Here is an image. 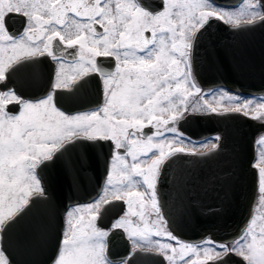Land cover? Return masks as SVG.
Here are the masks:
<instances>
[{"label":"snow or ice","instance_id":"obj_1","mask_svg":"<svg viewBox=\"0 0 264 264\" xmlns=\"http://www.w3.org/2000/svg\"><path fill=\"white\" fill-rule=\"evenodd\" d=\"M241 7L252 11L234 17L217 11L208 0H164L163 10L155 13L146 10L139 0H0V42L6 46L4 51L12 53L7 57L9 62L19 56L45 54L58 59L55 41L67 49L78 47V53H62L59 58L61 79L55 89L67 87L68 81L76 77L98 72L103 77L106 97L102 108L70 116L57 108L51 95L33 103L14 90L0 91V223L12 219L20 207L28 204V197L44 195L35 169L40 162L50 160L64 143L81 134L87 140L113 141L114 172L110 171L107 178L113 199L101 196L89 204L87 219L77 215L80 209L69 211L54 264H112L105 255V238L110 232L98 228L97 223L107 206L115 202H125L128 207L111 231L123 229L133 243L154 244L170 264H175L176 248L152 240L153 236L163 235L180 244L164 227L156 196L161 167L168 158L186 152L184 146H176L186 137L169 125L183 118L193 96L200 95L203 100L201 110L206 108L213 113L217 111L213 104L223 103L226 94L209 101L204 97L212 94H201V89L189 79L192 41L210 18L234 27H240L241 21L249 25L257 20L264 22L259 3L245 0ZM14 14L25 21L24 31L18 35L9 30ZM97 26L103 31L97 32ZM149 32L151 38L146 35ZM68 55L73 57L69 63L71 76L64 68ZM113 56L118 61L115 72L105 71L97 64V58ZM10 67V63L0 59V81L5 80ZM227 99L235 107L225 108L226 112L243 111L247 116L250 110L253 118H264V103L252 108V101L241 104L238 98ZM13 106L20 108L18 114L10 113ZM167 113L172 115L164 118ZM154 125V134L138 135L146 126ZM169 134L172 139H167ZM260 142L264 143V138ZM216 147L212 145L213 149ZM188 151L195 154L194 148ZM148 158L151 162L142 167V159ZM254 167H258L260 200L264 202V153ZM135 177L142 178L144 191L138 190L140 181ZM149 207L158 219L145 218L152 214ZM257 219L253 216L244 234L232 244L209 239L200 245L180 244V252L197 257L189 259L188 264H227L233 254L245 264H264V217L259 224ZM169 252L172 255H167ZM180 259L183 261L184 256ZM0 264H10L3 251Z\"/></svg>","mask_w":264,"mask_h":264},{"label":"water","instance_id":"obj_2","mask_svg":"<svg viewBox=\"0 0 264 264\" xmlns=\"http://www.w3.org/2000/svg\"><path fill=\"white\" fill-rule=\"evenodd\" d=\"M213 1L234 5L240 0ZM261 2L264 7V0ZM141 3L153 11L162 6L161 0H141ZM191 55L196 60L197 78L203 87L222 85L243 94L257 92V78L252 71L258 55L264 61V22L257 20L251 25L241 23L240 27H234L210 18L192 41ZM247 63L250 75H246ZM192 118L190 114L181 120L179 127L196 138L219 133L217 147L195 154H175L166 160L156 186L160 206L175 236L190 241L208 236L226 242L242 231L253 209L256 177L252 171L245 170L244 128H252L255 123L240 112L201 113L195 116V122L199 120L200 124L194 133ZM185 121L191 123V129ZM248 142L252 143V138ZM88 143L79 138L66 142L50 160L37 165L44 195L30 196L28 204L0 229L1 248L11 264H50L59 245L66 208L86 201L99 191L110 149L105 146L104 153L84 152L81 146ZM209 160L216 161L213 168L216 166L218 175L216 187L211 188V198L183 202L179 197L181 178L194 176L196 167H201L202 173L207 171ZM203 161L207 163L203 165ZM89 184L92 187L86 188ZM103 217L98 223L102 224ZM117 235L125 246L122 233L112 231L108 236L109 256L113 255L112 244ZM45 240L48 243H43ZM131 261L127 264H136L134 259Z\"/></svg>","mask_w":264,"mask_h":264},{"label":"flooded vegetation","instance_id":"obj_3","mask_svg":"<svg viewBox=\"0 0 264 264\" xmlns=\"http://www.w3.org/2000/svg\"><path fill=\"white\" fill-rule=\"evenodd\" d=\"M141 3V0H139ZM162 6L160 10H149L146 8V10H149L153 13L162 11L164 7V0H161ZM251 4H257L259 3L261 5L259 11L262 15H264V7L262 6L261 0H248ZM208 3L212 6H214L218 10H241V5L245 4V0H241L238 3L234 5H225V4H219L215 3L212 0H208ZM142 5V3H141ZM143 6V5H142ZM114 7V3H113ZM249 11H252V9L244 8V13L247 14ZM79 19V18H75ZM24 18H22L19 15H12L10 18V32L13 34H19L24 31ZM243 21H241L242 23ZM232 25V24H228ZM60 26H58L59 28ZM103 29L99 26H97V32H102ZM146 35L151 38V33H146ZM5 45L0 42V59H3L5 63H10L11 67L9 71L6 73V78L4 81H0V91H7V90H14L17 95H19L22 99L30 101V102H37L41 99H44L48 96L54 97V102L57 106V108L61 111H63L66 115L70 116H76V115H83V114H89L92 111H95L97 109H100L105 104V85L103 83V77L100 76V74L92 73L90 72L87 75H84L82 77H76L73 80H69L67 83V87L62 86L60 89H55V85L58 82L61 77L58 76V73L61 69V63H60V57L62 53H78V47L76 49H67L65 48L59 41L54 42V47L56 48V56L58 59H53L51 56L44 55V56H37V57H24L19 56L12 61H8L7 57L11 55V52L4 51ZM66 63L64 64L65 71L67 72V75H72V70L69 68V63L73 62V57L71 55L66 56ZM190 80L194 81L196 85L201 89V94H207L211 93L212 95L216 96L215 94H221L225 93L227 95H239L244 102L246 101H252V108H255L257 104L264 103V61L262 56L258 55V60L255 65V68L253 69L252 73L256 76V84H257V92H244V94L233 92L229 90L228 88L224 86H214L210 88H204L202 87L200 81L197 78L196 74V60L195 58H192L191 52H190ZM118 61L115 59V56L113 57H99L97 58V64L103 68L105 71L108 72H115L116 64ZM198 69L200 67V64L198 63ZM247 68L246 75H250V66L248 63L245 65ZM184 66L181 65V69L183 70ZM211 96V95H210ZM205 99L206 96L204 97ZM211 98V97H209ZM203 100H201L200 95L193 96L189 103L187 111L185 112V115L183 118L178 119L174 122H170V127L176 128L179 133L183 134L184 137H186L185 140L181 142V144H178L176 146H184L186 148L185 153H178V154H191L188 150L195 149V153H200L201 151H204L208 148H211L213 144H217L219 134L218 133H211L203 138H196L191 136L190 134L184 132L179 127V122L183 119H185L190 114L193 116L192 118V129H191V123L188 121H185L186 124L189 126L191 130H193L194 133L197 132L196 126L200 124L199 120L195 122V116L196 114H200L202 112H211L208 109L201 110ZM212 101V100H209ZM195 109V110H194ZM225 108H220L216 112L225 111ZM231 109V108H227ZM11 114H18L20 111V108L18 106H13L9 109ZM182 111H184L182 109ZM243 113V111H241ZM172 115V113H167L164 118H167V116ZM245 117H247L249 120H251L252 123H255L252 128L246 127L244 128V149H245V157H244V163L246 164L245 170L252 171L255 174L256 177V196L254 200V205L252 209L251 216L246 223L245 227L242 229V231L233 239L223 242V241H216L211 239L210 237H204L202 239H199L198 241H190V240H184L182 238H179L175 236L168 228L166 218L164 216V213L162 211V208L160 206L159 202V196L156 188V196L158 205L160 208V213L164 218L165 224L164 227L168 232H171L172 235L177 237V239L180 241V244H191V245H200L206 240H213L217 243H226V244H232V242L236 241L239 237H241L244 234V230L246 226L248 225L249 221L253 218V216L257 217V223H261V217H264V202H261L260 200V194H259V172L258 167H254V165L259 164L261 154L264 153V143H261V138H264V118H253L254 113L249 110V114ZM145 124L147 125V121H145ZM161 130H163V125L159 126ZM157 126H146L143 129V132H138V135H152L156 132ZM199 132V129H198ZM252 138V143L248 142V139ZM82 141L89 142L86 145H82L81 149H83L84 152L89 153H96L102 151L104 153V150L106 149L105 146L109 147L110 149V155L107 163V169H106V175L105 178L100 186V189L97 193L91 195L89 199L84 201L83 203H78L75 205L69 206L65 213H64V227L62 230V234L60 237L59 247L56 252V256L52 260L50 264H54V261L59 255L60 249H61V242L64 238V233L67 228V220H68V213L69 211H74L76 209H80L81 211L79 213L87 212V206L89 204H92L94 201L98 200L101 196H104L106 199L112 200L113 197L109 194V186L107 185V178L110 171L114 172L113 165L115 164L114 160V142L113 141H106V140H87L82 137L79 138ZM167 139H172L171 134L167 136ZM191 141L192 143H188V141ZM203 145H206L204 147ZM167 150V149H166ZM126 151L125 150H122ZM158 154V153H157ZM249 158V161H248ZM216 155H214V159L216 160ZM129 163H131V157H128ZM151 162V158L148 159H142V167H145L148 163ZM231 162V161H230ZM207 161H203V165H205ZM210 165L208 167L207 171H204L202 173L201 167H196V174L194 176L189 177H183L181 178L182 185H181V192L179 193L180 199L185 201H191V200H197L200 201L201 199H210L211 198V188L213 186L216 187L217 185V172H216V166L213 168V164L216 163V161L213 163V161L208 162ZM201 164V163H200ZM226 164V161H225ZM203 169V168H202ZM228 170H226L227 172ZM160 175V172H159ZM159 177V176H158ZM134 179L140 181V186L138 187V190L144 191L146 186L142 185V178L135 177ZM186 182V183H185ZM188 182V183H187ZM193 182V183H192ZM184 183L188 185V188H184ZM41 187V185H40ZM87 187H92V184L86 185ZM42 188V187H41ZM137 190V189H133ZM89 195V194H88ZM190 203V202H189ZM188 206H191L189 204ZM127 203L125 202H115L113 204H110L107 206V209L104 211V217L102 224L97 223V227L100 228L103 231L106 232H112V226L115 224V222L120 219L122 216H124L125 212L127 211ZM185 210V209H183ZM188 209L186 208V211ZM190 210V209H189ZM149 212H151V215L146 216L145 218L148 220L158 219L156 214L152 212L151 208L148 209ZM78 215V213H77ZM191 217L190 215H188ZM136 219V218H134ZM191 220V218H190ZM138 222V221H137ZM116 233H122L123 240L125 243V246L121 245V238L119 235H117L114 238L113 244H112V250L113 255L112 257H109L107 254V248H108V236L105 238L106 243V257L108 260L112 261V264H125L129 263L132 259H134V262L136 264H170L168 260L165 259V254L158 250V248L153 244L149 246L147 243L141 241L139 243H133V240L129 238L128 233H126L123 229H117L115 230ZM155 231V230H154ZM153 241H160L161 243H170L173 247L177 250V255L175 256V264H188L189 259H197L195 255L192 253H187L185 255L184 253L180 252V244H177L175 241H171L166 239L163 235L162 236H153ZM44 243H48L47 240L44 241ZM167 255H172L171 252L167 253ZM184 256V260L181 261L180 257ZM200 259H203V257H199ZM132 263V261H131ZM227 264H245V262L242 260V258L236 256L235 254L231 255L228 260Z\"/></svg>","mask_w":264,"mask_h":264},{"label":"rangeland","instance_id":"obj_4","mask_svg":"<svg viewBox=\"0 0 264 264\" xmlns=\"http://www.w3.org/2000/svg\"><path fill=\"white\" fill-rule=\"evenodd\" d=\"M216 10H217V11H222V12L231 13V14H233L234 17L237 16V15H239L241 12L244 13V8H241V10H234V11H230V10L226 11V10H218V9H216ZM221 94H225V93H221ZM221 94H215L216 96H214V95L206 96V98H208V100L219 99V97H220ZM209 97H211V98H209ZM227 97L238 98V99L240 100L241 104L244 103L243 99H242L239 95H235V94H233V95L230 96V95H227V94H226V98L224 99L223 103H222L220 106H217L216 104H213V107H217V110H219L220 108H228V107H229V108H234V107H235V103L232 102V101H229V100L227 99ZM202 103H203V101H202ZM205 109H206V108H205ZM203 110H204V109H203ZM78 215H84V216H85V219L88 218V213L86 214V212L78 213ZM1 224H2V223H0V227H1ZM154 230H155V229H153V231H154ZM0 251H1V250H0Z\"/></svg>","mask_w":264,"mask_h":264}]
</instances>
